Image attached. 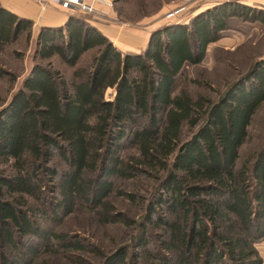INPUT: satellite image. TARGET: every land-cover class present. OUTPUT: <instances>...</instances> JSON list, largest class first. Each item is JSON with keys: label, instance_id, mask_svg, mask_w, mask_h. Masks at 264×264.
<instances>
[{"label": "trees", "instance_id": "trees-1", "mask_svg": "<svg viewBox=\"0 0 264 264\" xmlns=\"http://www.w3.org/2000/svg\"><path fill=\"white\" fill-rule=\"evenodd\" d=\"M229 20L264 24V9L217 0L155 28L138 52L120 51L88 17L40 27L33 65L0 108V264H263L264 146L242 161L240 150L264 102V57L218 100L176 91ZM32 26L0 3V55L28 47ZM3 76L14 79L0 67ZM113 198L142 213L132 251L42 226L83 209L98 226L134 228Z\"/></svg>", "mask_w": 264, "mask_h": 264}, {"label": "rangeland", "instance_id": "rangeland-1", "mask_svg": "<svg viewBox=\"0 0 264 264\" xmlns=\"http://www.w3.org/2000/svg\"><path fill=\"white\" fill-rule=\"evenodd\" d=\"M158 1L105 0L104 2H108L111 5L120 23L131 26L151 24L152 28L161 27L170 22V19L166 18V14L173 9L183 7V11H181L176 20L187 23L199 10L202 11L217 2V0H200L188 3L186 0H165L164 5L156 11ZM237 1L244 5L264 9V0ZM116 8L118 11L115 10ZM74 14L91 17V14H83L78 11H75ZM228 25L229 27L222 33V36L227 38L225 39L227 43L220 41V43L218 42L216 45L209 47L206 57L200 65H187L184 68L183 76L178 78L176 91L184 89L190 94L201 92L209 95L213 100H218L234 81L250 69L256 60L264 57V24L229 20ZM14 49H20L23 52L22 56L16 57L13 54ZM33 50L34 39H31L26 48L25 43L20 40L0 55V67L14 75L13 81L8 76L0 77V108L10 100L13 93L22 85L24 78L29 73L34 62ZM90 57L91 55L87 54L82 60L81 66L87 65ZM54 65L69 77L70 68L62 66L57 59L54 61ZM200 75L210 84L209 88H199L188 83V78H199ZM112 94L113 90L111 88L107 89L105 98L110 99L113 96ZM248 131L249 138L240 150L241 161L262 144L264 146V102L255 113ZM130 152H133V149L127 151V153ZM115 183L118 187L132 188L130 181L115 180ZM112 200L119 209L127 210L128 214L137 218L134 228L130 229L122 225L98 226L94 224L90 215L83 209H77L74 214L65 219L60 225L42 223V226L55 231L80 233L88 238L93 236L96 242L106 249L113 247L115 243H120V246H127L132 251L139 235L137 226L142 220V213L137 206H129L118 198H113ZM151 231L154 232L155 230L151 229ZM26 239L28 237L24 238V240ZM156 240V238H152L151 243L155 245ZM256 248L264 262V239L256 244Z\"/></svg>", "mask_w": 264, "mask_h": 264}, {"label": "crops", "instance_id": "crops-1", "mask_svg": "<svg viewBox=\"0 0 264 264\" xmlns=\"http://www.w3.org/2000/svg\"><path fill=\"white\" fill-rule=\"evenodd\" d=\"M0 3L15 14L33 21L32 39L36 38L41 26L62 25L70 15L75 13L72 9L52 3L43 6L39 0H0ZM94 5L100 10V13L90 15L91 23L106 35L120 51L138 52L146 47L150 32L155 27L152 28L151 24L131 26L120 23L108 2L96 1ZM225 39L227 38L224 36L218 42L227 43ZM213 45L216 43L209 47Z\"/></svg>", "mask_w": 264, "mask_h": 264}, {"label": "built area", "instance_id": "built-area-1", "mask_svg": "<svg viewBox=\"0 0 264 264\" xmlns=\"http://www.w3.org/2000/svg\"><path fill=\"white\" fill-rule=\"evenodd\" d=\"M43 6H45L47 3H52L55 5H61L65 8L72 9L74 11H78L85 14H99L100 10L95 7L94 3L96 1H105V0H39ZM200 0H186L188 3H194ZM183 7H180L178 9H173L172 11L168 12L166 14L167 19H176L178 15L183 11ZM113 95V94H112ZM113 97V96H112ZM110 99L107 100H111Z\"/></svg>", "mask_w": 264, "mask_h": 264}]
</instances>
